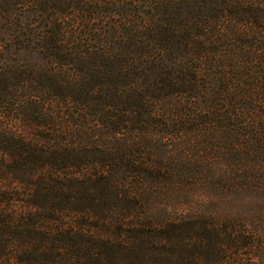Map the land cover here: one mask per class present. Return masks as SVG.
Instances as JSON below:
<instances>
[{"label": "trees", "instance_id": "trees-1", "mask_svg": "<svg viewBox=\"0 0 264 264\" xmlns=\"http://www.w3.org/2000/svg\"><path fill=\"white\" fill-rule=\"evenodd\" d=\"M164 1L95 28L54 11L90 0L0 13L7 39L32 34L57 57L134 53L92 86L55 81L36 115L22 108L35 97L0 93V264H264V0H183L168 32L183 54L161 69L143 10ZM39 124L53 132L30 139Z\"/></svg>", "mask_w": 264, "mask_h": 264}, {"label": "rangeland", "instance_id": "rangeland-1", "mask_svg": "<svg viewBox=\"0 0 264 264\" xmlns=\"http://www.w3.org/2000/svg\"><path fill=\"white\" fill-rule=\"evenodd\" d=\"M10 1L12 2V0H0V13L8 11L9 16H11L13 6ZM66 1L68 0H55V3H66ZM90 1L92 2L84 3V9H76L72 6L65 5L59 10L55 7L54 11H57L58 17H60L63 21H68V17L72 14H76L78 17H89L92 19L90 22L91 28H95L96 24L100 22H104L106 26H109L110 22L121 20V16L126 14V12L130 16L131 20H139L137 14L138 12L134 11L137 8L134 6V0H116L117 2L121 1V7L115 9H113L112 6V8H106V3L110 4L115 2V0ZM127 5H129V8H125ZM143 11L146 15H150L151 17L150 22L152 30L150 39L152 43V51L155 54V58H164L160 64V68H166L176 57H178V55L183 54V39L181 41H176L168 34V32L171 31V25H176L179 28L183 27V0H180L178 4H173L172 2H167L165 0L163 3H159L153 8H144ZM116 29L120 31V28ZM105 30L107 32L106 36H103V38L106 37V39L99 43L108 49V51L112 50V54L113 50L118 52L122 43H119V38H115L117 35L116 31L114 28H107ZM94 31L95 34L101 33V30ZM6 39L7 38L4 34H2L0 28V85L2 87L0 88V93L4 92L3 89H5L18 96H31V98H33L45 90H48L50 93H54L53 89L55 88H53V83L55 81L64 80L67 77L77 76L87 80L86 78L88 77L89 79V75H91V79L87 80L86 84L87 86H92L102 81L103 72L105 70L107 72L109 69L106 65L110 62L108 58H113L111 55L106 56L99 53L92 54L90 57L79 59L77 57L70 56L57 57L53 46H50L48 50H45V48L41 47V40H38L37 38L34 39V35L32 34H26L14 39ZM133 42L134 39H131V43ZM133 55L134 53L132 52H124L120 55L121 57H116L111 59V61H115V59L117 62H120V60L129 61L133 58ZM102 63H104V65ZM114 67H116V65ZM48 77H50V83H52V85H46L47 80L45 79ZM33 99L37 100L35 104L31 102V105H27L26 107H24V105L22 106L24 111L29 110L28 112H30V114L36 115L40 108L46 106L47 104L49 105V103L51 104L48 99L44 100V103H42L40 98L35 97ZM13 115L22 118L20 109H14L10 116ZM21 123L27 127L25 122ZM27 123L32 124L30 121H27ZM39 125L41 128H35V130H33L35 134L30 137V139H35L34 137H37V139H43L40 135H46L53 132V126H50L48 127V130H45V127L41 126V124ZM54 130H56V127ZM1 150L5 151L2 148V140L0 139V151ZM69 159L70 156L67 155V157L64 158V162L70 161Z\"/></svg>", "mask_w": 264, "mask_h": 264}]
</instances>
